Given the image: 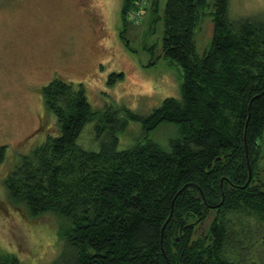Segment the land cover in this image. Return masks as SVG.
I'll list each match as a JSON object with an SVG mask.
<instances>
[{"label": "trees", "instance_id": "16d2710c", "mask_svg": "<svg viewBox=\"0 0 264 264\" xmlns=\"http://www.w3.org/2000/svg\"><path fill=\"white\" fill-rule=\"evenodd\" d=\"M136 1L123 0L121 11L128 49ZM229 2L166 0L161 17L160 0L148 1L144 17L165 27L162 53L149 65H176L181 87L180 98L147 117L124 107L95 111L84 85L62 77L42 88L55 126L42 125L43 139L20 157L6 186L28 216L51 214L64 224L60 253L48 264H264V21L231 20ZM209 8L213 38L200 56L196 30ZM123 76L111 75L109 85ZM93 121L99 151L78 144ZM130 122L146 135L120 150ZM163 124L179 132L168 149L147 136ZM6 155L0 146V163Z\"/></svg>", "mask_w": 264, "mask_h": 264}, {"label": "rangeland", "instance_id": "374dc122", "mask_svg": "<svg viewBox=\"0 0 264 264\" xmlns=\"http://www.w3.org/2000/svg\"><path fill=\"white\" fill-rule=\"evenodd\" d=\"M160 3L162 17L166 0ZM122 6L123 0H0V146L7 154L0 163V257L48 264L62 247L64 224L51 214L28 216L10 200L6 186L20 157L43 139L42 125L55 126V116L45 112L43 87L62 77L84 85L95 111L124 107L143 117L165 99L180 98L179 68L162 59L149 65L162 53L163 20L153 26L148 16L128 22V49L120 38ZM211 10L206 9L196 30L200 56L213 38ZM228 15L233 21L253 16L264 21V0H230ZM152 46L154 52L146 50ZM113 74L124 76L110 86ZM95 126L94 121L85 126L78 144L99 151ZM145 135L141 123L130 122L119 135V149L131 148ZM147 136L168 149L179 132L175 125L163 124ZM260 166L264 179V158Z\"/></svg>", "mask_w": 264, "mask_h": 264}, {"label": "built area", "instance_id": "2783aa9c", "mask_svg": "<svg viewBox=\"0 0 264 264\" xmlns=\"http://www.w3.org/2000/svg\"><path fill=\"white\" fill-rule=\"evenodd\" d=\"M149 0H137L135 2V8L129 12L128 20L131 23H139L145 16V6Z\"/></svg>", "mask_w": 264, "mask_h": 264}, {"label": "water", "instance_id": "95a60500", "mask_svg": "<svg viewBox=\"0 0 264 264\" xmlns=\"http://www.w3.org/2000/svg\"><path fill=\"white\" fill-rule=\"evenodd\" d=\"M251 178H252V169H251V166H249V179H248V182H247V185L249 184V182L251 181ZM181 192V191H180ZM179 192V193H180ZM172 216V214H171ZM171 216L169 217L168 221L170 220ZM167 224V223H166ZM166 224L164 225L163 229H162V232L164 233V230H165V226ZM163 233H162V237H163Z\"/></svg>", "mask_w": 264, "mask_h": 264}]
</instances>
